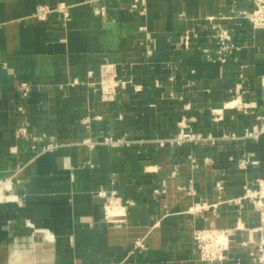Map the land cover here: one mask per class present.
I'll list each match as a JSON object with an SVG mask.
<instances>
[{
	"label": "crops",
	"instance_id": "crops-1",
	"mask_svg": "<svg viewBox=\"0 0 264 264\" xmlns=\"http://www.w3.org/2000/svg\"><path fill=\"white\" fill-rule=\"evenodd\" d=\"M59 2L69 18L36 17ZM132 3L0 0V264H260L264 208L244 196L264 185V131L245 134L264 123V29L238 17L254 0ZM106 62L130 81L113 101L72 85ZM124 134L136 142L86 143ZM204 229L231 231L222 261L200 259Z\"/></svg>",
	"mask_w": 264,
	"mask_h": 264
},
{
	"label": "built area",
	"instance_id": "built-area-1",
	"mask_svg": "<svg viewBox=\"0 0 264 264\" xmlns=\"http://www.w3.org/2000/svg\"><path fill=\"white\" fill-rule=\"evenodd\" d=\"M69 8L70 6L65 2H59L55 6L41 5L37 9L36 17L41 21H47L52 14L59 13L65 18H69ZM131 10L132 12H143L145 10V0H133ZM93 11L101 17L108 16V8L106 4L95 6ZM238 17L249 20L257 29H264V0H254V8L250 11L240 12ZM215 37L221 44L218 52L223 56L222 60H225L224 55L226 50L233 47V45L229 42L231 39L230 34L225 28H221L220 32L217 33ZM71 83L72 85H83L86 83L88 87L93 88L94 91L100 94L102 100L113 101L118 94L119 89L128 85L130 81L118 74L116 64L106 62L100 66V77L97 81L85 82L84 80L76 78ZM20 91L23 96L28 97L31 91V84L29 82H22L20 84ZM85 119L87 120L88 118L86 117ZM262 131H264V123L259 129L255 127L253 130H247L245 136L257 138L259 133ZM19 132H21V134L26 138L31 137L25 126L20 127ZM45 137V135L32 136L34 140L38 141H45ZM201 139H204L201 135L183 133L179 134L176 141L182 143L184 141H199ZM135 142L136 141L131 139L127 134L122 136L109 135L99 141L91 139L86 141V143L91 147H95L97 144H104L114 148L129 146ZM55 147L56 144L54 142H49L43 146V150H52ZM244 161L245 160H243V162ZM219 188L222 187L219 185ZM244 197L249 198L256 206L258 205L259 207L264 208V185L261 184V188L257 190L247 187ZM120 199V196H118L115 191L110 192L108 201L109 207L113 208V206H115ZM109 212L112 213V210ZM230 236L231 231L229 229L197 230L194 234V239L200 259L210 262L222 261L225 259L226 252L230 247ZM134 249L135 251L145 250L146 245L144 239L137 240ZM252 255L256 262L264 264V242H261L256 246Z\"/></svg>",
	"mask_w": 264,
	"mask_h": 264
}]
</instances>
